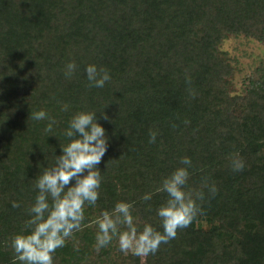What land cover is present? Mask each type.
Here are the masks:
<instances>
[{
    "label": "trees",
    "instance_id": "obj_1",
    "mask_svg": "<svg viewBox=\"0 0 264 264\" xmlns=\"http://www.w3.org/2000/svg\"><path fill=\"white\" fill-rule=\"evenodd\" d=\"M231 36L264 46V0H0V264H14L10 237L24 227L33 178L60 154L78 110L98 111L108 147L99 199L85 205L82 228L54 264H128L115 239L96 249L95 218L123 199L139 227L159 229L166 194L156 189L184 155L194 166L189 187L205 192L203 211L137 264H264V58L233 90L221 49ZM70 59L79 70L68 79ZM93 62L111 73L103 89L88 87L83 69ZM40 108L55 118L54 134L30 118ZM235 155L246 165L238 172Z\"/></svg>",
    "mask_w": 264,
    "mask_h": 264
},
{
    "label": "clouds",
    "instance_id": "obj_2",
    "mask_svg": "<svg viewBox=\"0 0 264 264\" xmlns=\"http://www.w3.org/2000/svg\"><path fill=\"white\" fill-rule=\"evenodd\" d=\"M79 70L75 60H68L63 66L65 78L71 79ZM89 88L103 89L111 80L110 71L96 63H87L83 69ZM185 81L190 84L191 76L185 72ZM195 96L193 88L188 89ZM70 105L61 104V111H68ZM95 110H78L71 114L63 131L65 143L60 144V154L53 150L54 163L46 165L33 178L35 195L27 208L24 227L10 237V246L15 261L20 264H54L53 254L65 246L69 238L82 228L85 220V205L95 206L100 195L102 182L98 165L104 156L109 137L105 127L98 122ZM104 119L106 113L100 111ZM33 121H47L45 131L54 134L56 120L43 108L30 112ZM187 123V121H185ZM172 127H176L175 124ZM158 130H150L149 143H155ZM245 161L238 155L231 158L230 167L234 172L245 168ZM192 159L184 155L167 175H164L156 189L166 198L156 207L160 228L151 222L139 227L135 222L134 203L119 199L110 209L101 210L95 218L97 231L95 247H107L115 239L119 250L138 257L154 254L162 243L174 239L178 229L188 227L202 213L205 199L203 188L189 187ZM204 187L208 195H215L216 185L207 181ZM152 193L146 192L141 199L151 201ZM13 208L20 207L18 200H12ZM150 207V205H149ZM162 229V230H161Z\"/></svg>",
    "mask_w": 264,
    "mask_h": 264
},
{
    "label": "rangeland",
    "instance_id": "obj_3",
    "mask_svg": "<svg viewBox=\"0 0 264 264\" xmlns=\"http://www.w3.org/2000/svg\"><path fill=\"white\" fill-rule=\"evenodd\" d=\"M221 49L229 56L233 67V77L230 82L233 90L239 88L244 74L264 58V46L250 37L231 36L222 42ZM143 259L131 253L125 254L128 264H137Z\"/></svg>",
    "mask_w": 264,
    "mask_h": 264
}]
</instances>
